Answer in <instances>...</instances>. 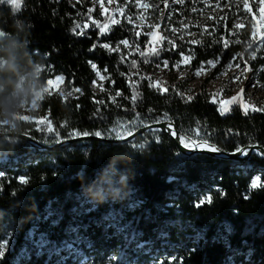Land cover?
Masks as SVG:
<instances>
[{
	"label": "trees",
	"instance_id": "obj_1",
	"mask_svg": "<svg viewBox=\"0 0 264 264\" xmlns=\"http://www.w3.org/2000/svg\"><path fill=\"white\" fill-rule=\"evenodd\" d=\"M144 2L152 18L161 20L160 28L188 21L183 27L195 31L199 43L183 39L172 49L162 35L163 45L153 47L148 35L135 30L133 8L125 0L113 11L81 0H17L15 11L0 3V114L19 79L36 66L41 84L64 77L61 90L39 102L46 115L40 131L15 122L0 125V132L26 133L52 145L73 133L118 137L105 134L118 119H167L183 145L207 141L229 152L252 144L264 148V112L238 94L222 116L205 86L233 56L244 59L253 49L255 58L245 64L264 85V45H258L264 29L256 30L264 20V0H253L248 13L238 0ZM77 24L83 35L73 34ZM96 24L107 25L106 34L100 35ZM124 39L132 45L128 51L100 46L115 48ZM135 45L145 52L172 50L145 63ZM189 50L191 71L219 57L195 88L175 73L180 52ZM165 59L168 81L161 91L149 86V78ZM97 71L107 78L104 89L94 93ZM150 134L157 140L142 143ZM0 155L8 156L0 161V264H130L162 252L176 259L169 264H264V183L250 185L254 173L264 179V158L258 154L243 161L184 155L166 133L148 131L122 143L87 140L49 149L0 136Z\"/></svg>",
	"mask_w": 264,
	"mask_h": 264
},
{
	"label": "rangeland",
	"instance_id": "obj_2",
	"mask_svg": "<svg viewBox=\"0 0 264 264\" xmlns=\"http://www.w3.org/2000/svg\"><path fill=\"white\" fill-rule=\"evenodd\" d=\"M75 1V0H70ZM86 1L97 9H101L103 11H113L116 10L118 5L120 4V0H81ZM130 6L133 8V12L131 16L133 17V25L137 32H143L147 35L149 31L155 33L154 36L149 37V42L153 47L162 46L161 37H168L174 41L177 46V41H182L183 39H189L188 43L191 41H196L194 35H196L195 31L186 32L183 26L186 27V23L181 22V27H169V28H160L161 20L152 18V13L149 12V7L145 9L143 5L145 4L144 0H125ZM244 2V0H238ZM253 0H247V6H244L247 13L251 8ZM245 4V3H244ZM160 11V15H161ZM160 18V17H159ZM199 18L198 20H201ZM198 20L189 21L193 24L197 23ZM151 25H157V27L152 28ZM172 29H177L174 33ZM264 29V20L262 19L256 27L258 32H261ZM181 35H183V39H180ZM195 38V39H194ZM192 44V43H190ZM260 45V43H258ZM122 50L128 51V47L123 44H119ZM172 49L177 47H173ZM105 49V48H104ZM108 50V49H106ZM109 51V50H108ZM253 51H250L248 55L243 59L238 56H233L231 62L224 65L220 72L215 74L208 82L205 83V86L209 92V101L213 102L215 99V103L219 105L220 103H224V107L228 108L227 101L231 100L232 97L237 96L238 94L242 95V99L249 103L252 107L255 108H264V85L261 84L256 76L257 72H252L251 69L246 66L245 60L252 59ZM187 55V54H185ZM256 56V53H255ZM182 57L180 56L179 61H181ZM232 64V67L229 68L228 65ZM189 61H184L180 64L179 68L176 70V76L179 79L186 78L188 80V84L192 87H198L201 84H204L205 79L208 77L210 71L214 68L207 63H204L205 67L201 71L199 76L195 75L197 69L189 70L188 68ZM239 65V67H237ZM250 69L249 71H245V69ZM260 69H264L263 66ZM41 67L36 66L32 72L26 74L22 78L19 79L15 86V90L1 105V114H0V125H4L6 127H14L15 122H22L28 124L32 129L40 131V125L46 121V115L41 114L39 109V102L42 99V96L46 93L59 91L63 86V81H57V75L55 77L49 78L45 81V83L41 84L38 80L39 72ZM239 76L240 80L236 82H232L235 77ZM246 77V78H245ZM107 76L100 73L99 76L96 77L92 82L91 87L94 93H99L102 89H104L103 85L105 83ZM152 82L154 83V87H160L161 91H164V84L168 81V68L164 67L163 64H160V67L157 66L152 69ZM48 80H52L53 83L51 85L47 84ZM255 84V87H251V85ZM241 89L244 91L241 92ZM64 95H68L65 93ZM264 112V111H263ZM146 123V120L142 118H135L132 121L125 122L123 120H116L114 125L109 128L105 134L110 136H120L128 133V130H132L133 128H137ZM6 132V131H5ZM56 139L59 136L54 137ZM44 139L49 140V135H45ZM151 140H157L156 135L150 134L141 140L142 143L148 142ZM197 142V141H196ZM140 143V142H139ZM138 143V144H139ZM27 157V156H26ZM8 159L6 155H0V161H5ZM26 159V158H25ZM1 173V170H0ZM264 183V179L260 178L258 173H254L251 177V187H257ZM208 198V196H205ZM198 201H203L206 199H196ZM9 243L4 241V245ZM176 259L174 256H166L165 252L152 254V257L146 258L145 261L135 260L130 264H169L173 263Z\"/></svg>",
	"mask_w": 264,
	"mask_h": 264
},
{
	"label": "water",
	"instance_id": "obj_3",
	"mask_svg": "<svg viewBox=\"0 0 264 264\" xmlns=\"http://www.w3.org/2000/svg\"><path fill=\"white\" fill-rule=\"evenodd\" d=\"M2 39H4V34H3V32L0 31V41ZM148 131H160V132L166 133L168 136H170L172 138V140L174 141L179 152L184 154V155L205 154V155H210L213 157L222 158V159H226V160L243 161V160L247 159L250 154L255 153V154H258L264 158V155H261V153H264V148L258 144H252V145H248L247 147H242L241 149H247L248 150L247 155L235 154L234 153L235 150L230 151V152L229 151H223L222 149H220V148H218V147H216L210 143L209 144L211 145V148H209L208 145H202L200 148H194L192 146L186 147L185 145H183L180 142L179 133L176 129L175 124L172 123L171 121L167 120V119H162L159 121H153V122L143 124L142 126L137 127L136 129L130 131V133L128 132L127 134L120 135V136L114 137V138H105L102 136L98 137L95 134H89L86 136L81 134V135H75L72 137H68L66 139H62V140H60V141H58L52 145L42 144L26 133L7 131V132H0V136L17 137V138L25 141L29 145H32L36 148L49 149V148L59 146L62 144H68L71 142H78V141H87V140H99V141H104V142H108V143H122V142H126V141L133 139L134 137H136L137 135H139L143 132H148ZM171 131L173 133H171ZM200 142L201 141H197L195 143H200ZM217 148H218V150H217Z\"/></svg>",
	"mask_w": 264,
	"mask_h": 264
},
{
	"label": "snow or ice",
	"instance_id": "obj_4",
	"mask_svg": "<svg viewBox=\"0 0 264 264\" xmlns=\"http://www.w3.org/2000/svg\"><path fill=\"white\" fill-rule=\"evenodd\" d=\"M178 2L183 3V0H178ZM0 3H8V4H11L12 7H13V10H14V11L19 7V5H18V3H17V0H0ZM244 3H245V6H247V0H244ZM143 7H144L145 9H147L148 5H147V4H144ZM88 11H89V13H91V12H92V9H89ZM129 20H131V17H129ZM96 27L100 29V35H104V34H106V33H105V28L107 27V25L96 24ZM151 27H152V28H155V27H157V25H151ZM77 29H79V31H77ZM172 31L175 33V32L177 31V29H172ZM72 32H73L74 35H83V34H84L83 28H82V26L79 25V24H77L76 27L72 29ZM137 35H139V33H137ZM147 35H148L149 37H152V36L155 35V33L152 32V31H149V32L147 33ZM180 39H183V35H181ZM239 42H240V41H238V40L235 41V43H239ZM167 43H168L169 45H172L173 47H175V44H174V41H173V40L168 39V40H167ZM190 43L195 44V43H199V41H191ZM120 44H123V45L126 46V47H131V46H132V45H130L129 40H127V39H124V40L120 41ZM260 44H261V45H264V38H262V39L260 40ZM100 46L103 47V48H105V49H108L110 52H112V51H120L119 44H118L115 48H112V47H111L109 44H107V43L101 44ZM224 46H225V47L228 46L227 42H225V45H224ZM95 47H96V45L94 44L93 47L89 49V51H94V50H95ZM135 47L137 48V50H139V45H135ZM248 47H249V48L252 47V42H251V41L248 43ZM166 50H172V49H170V48L151 49L149 52H145V51H143V50H139V55H140L141 57L144 58V62H145V63H148V62H149V56H154V57H156L157 59H159V57L161 56V53H162L163 51H166ZM256 50H258V49H253V53H252V58H253V59L255 58V51H256ZM180 55H181L182 59H181V61H177V62H176L175 67H177V68H179L180 64L183 63L184 61H190V60L193 58L192 55H191V50H189V53H188L187 55H185L184 52H180ZM122 59H123V57H122ZM218 62H219V57H217L215 60H209V61H207L206 63H207V65H209V66H211V67H215L216 64H217ZM89 63H90L91 67H92L94 70L97 69V65H96L95 63H93V62H91V61H89ZM168 63H169L168 60L165 59V60L160 61V63H158L156 66L159 68V67H160V64H163L164 67H167V66H168ZM136 64H137V61H136V60H132V61H131V65H132V67H135ZM204 67H205V65H204V63L202 62L201 67H200L199 69H197L195 75L199 76V75L201 74V71L204 69ZM228 67L231 68V67H232V64L230 63V64L228 65ZM237 67H239V65H237ZM249 70H250V69H247V68L245 69V71H249ZM261 70H264V69H261ZM99 75H100V73H99V71H97V76H99ZM245 78H246V77H245ZM56 80H57V81H63V80H64V77H63V76H57V77H56ZM237 80H240V77H239V76L235 77V78L233 79L232 82H236ZM52 83H53L52 80H48V81H47V84H48V85H51ZM149 86H150V87L154 86V83L152 82L151 78H149ZM251 87H255V84L251 85ZM76 91H80V90L77 89ZM243 91H244V90L241 89V92H243ZM69 94H71V93H68V95H69ZM117 95H120V93L118 92ZM136 95H137V94L134 92V94H133V102H135ZM181 95H182V94H181ZM113 99H114V98H113ZM189 99H191V97H189ZM213 102H214V103L216 102L215 99H213ZM233 102H236V97H235V96L232 97L231 100L227 101V103H228V105H229L228 108H225V107H224V103H220L219 106H218V111H219L220 115L223 116V115H225L227 112H230V111H231V105H232ZM101 103H102V102H101ZM253 110H254V111H264V108H255V107H254ZM244 114H245V115L248 114V112H247L246 109H244ZM47 130H48V131H52V129H51L50 126L47 127ZM130 131H131V130L129 129L128 132L130 133ZM125 134H127V133H125ZM73 135H81V134H80V133H73ZM83 135L86 136V135H89V134H88V133H83ZM95 135L99 137V136L102 135V133H100V132H96ZM184 145H185L186 147H187V146H192V147H194V148H200L202 145H208V147L211 148V145H210L209 143H207V141H201L200 143H195V144L189 143L188 141H184ZM217 150H218V148H217ZM234 153H235V154H243V155H247V154H248V150H247V149L237 148V149L235 150ZM261 155H264V153H261ZM26 182H27V179L22 177V178H21V183H26ZM209 202H210V201H209Z\"/></svg>",
	"mask_w": 264,
	"mask_h": 264
},
{
	"label": "bare ground",
	"instance_id": "obj_5",
	"mask_svg": "<svg viewBox=\"0 0 264 264\" xmlns=\"http://www.w3.org/2000/svg\"><path fill=\"white\" fill-rule=\"evenodd\" d=\"M164 36V35H163ZM167 40V39H166ZM171 133H173L172 131H171Z\"/></svg>",
	"mask_w": 264,
	"mask_h": 264
}]
</instances>
